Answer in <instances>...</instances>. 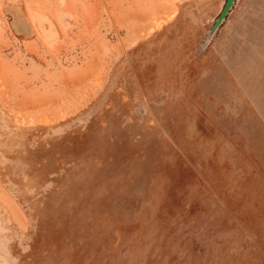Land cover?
Instances as JSON below:
<instances>
[{"label": "rangeland", "instance_id": "obj_1", "mask_svg": "<svg viewBox=\"0 0 264 264\" xmlns=\"http://www.w3.org/2000/svg\"><path fill=\"white\" fill-rule=\"evenodd\" d=\"M0 264H264V0H0Z\"/></svg>", "mask_w": 264, "mask_h": 264}, {"label": "bare ground", "instance_id": "obj_2", "mask_svg": "<svg viewBox=\"0 0 264 264\" xmlns=\"http://www.w3.org/2000/svg\"><path fill=\"white\" fill-rule=\"evenodd\" d=\"M19 121V120H18Z\"/></svg>", "mask_w": 264, "mask_h": 264}]
</instances>
